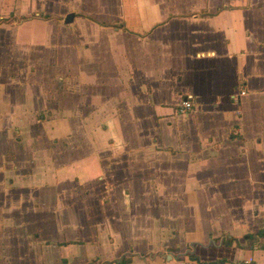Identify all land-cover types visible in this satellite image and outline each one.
I'll return each mask as SVG.
<instances>
[{
  "label": "crops",
  "instance_id": "1",
  "mask_svg": "<svg viewBox=\"0 0 264 264\" xmlns=\"http://www.w3.org/2000/svg\"><path fill=\"white\" fill-rule=\"evenodd\" d=\"M0 19V264H264V0Z\"/></svg>",
  "mask_w": 264,
  "mask_h": 264
},
{
  "label": "built area",
  "instance_id": "2",
  "mask_svg": "<svg viewBox=\"0 0 264 264\" xmlns=\"http://www.w3.org/2000/svg\"><path fill=\"white\" fill-rule=\"evenodd\" d=\"M243 93V91H241ZM193 108V102L191 99L186 98L183 99L177 106V112L185 114L187 111L191 110ZM252 263V258L244 259L241 262H238L236 264H251Z\"/></svg>",
  "mask_w": 264,
  "mask_h": 264
},
{
  "label": "trees",
  "instance_id": "3",
  "mask_svg": "<svg viewBox=\"0 0 264 264\" xmlns=\"http://www.w3.org/2000/svg\"><path fill=\"white\" fill-rule=\"evenodd\" d=\"M3 21L2 19H0V22ZM189 259H193V257L191 255H187ZM127 262L126 258H121L119 261H115V262H104L103 264H125ZM218 264H224L225 262L223 261H219L217 262Z\"/></svg>",
  "mask_w": 264,
  "mask_h": 264
},
{
  "label": "water",
  "instance_id": "4",
  "mask_svg": "<svg viewBox=\"0 0 264 264\" xmlns=\"http://www.w3.org/2000/svg\"><path fill=\"white\" fill-rule=\"evenodd\" d=\"M74 17V13L73 12H69L66 14L65 18H64V22L65 23H69L73 20Z\"/></svg>",
  "mask_w": 264,
  "mask_h": 264
},
{
  "label": "rangeland",
  "instance_id": "5",
  "mask_svg": "<svg viewBox=\"0 0 264 264\" xmlns=\"http://www.w3.org/2000/svg\"><path fill=\"white\" fill-rule=\"evenodd\" d=\"M4 20H5L6 22L8 21V19H7V18H5Z\"/></svg>",
  "mask_w": 264,
  "mask_h": 264
}]
</instances>
